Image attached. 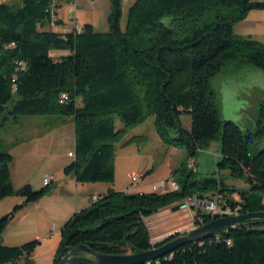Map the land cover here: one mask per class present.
<instances>
[{
  "label": "trees",
  "instance_id": "16d2710c",
  "mask_svg": "<svg viewBox=\"0 0 264 264\" xmlns=\"http://www.w3.org/2000/svg\"><path fill=\"white\" fill-rule=\"evenodd\" d=\"M15 1L0 3V126L18 116L70 118L74 157L63 173L79 184H112L115 145L127 128L152 117L162 142L185 149L188 159L219 137L216 176L225 171L247 186L236 190L214 176L195 180L189 171L174 192L110 189L65 221L53 264L64 248L82 245L105 256L145 252L151 247L145 219L209 193H217L223 208L239 214L264 212V148L251 151L264 137V101L255 130L246 132L220 117L210 84L228 65L264 73V43L234 33L248 13L264 11V2L135 0L122 29V0H108V31L98 33L89 24L80 31L49 30L63 26L54 0ZM53 50L68 54L55 60L49 55ZM62 94L68 100L60 104ZM183 116L190 117L189 130ZM115 118L123 128L115 129ZM12 162L0 141V202L23 199L0 218V264H34L39 240L7 247L1 236L19 210L50 193L52 183L37 191L29 184L15 189ZM235 193L239 200L231 198ZM213 219L198 210L194 223ZM149 264H264V220L226 228Z\"/></svg>",
  "mask_w": 264,
  "mask_h": 264
},
{
  "label": "rangeland",
  "instance_id": "374dc122",
  "mask_svg": "<svg viewBox=\"0 0 264 264\" xmlns=\"http://www.w3.org/2000/svg\"><path fill=\"white\" fill-rule=\"evenodd\" d=\"M67 0V27L73 28L74 25L89 24L95 32L106 33L108 31L107 16L109 13L108 0ZM133 0H123L122 2V19L121 28L124 29L127 20V12L132 5ZM253 2H264V0H251ZM15 0H6V3H14ZM73 7V8H72ZM76 7V8H75ZM264 11H256L261 16H254L247 20V23H239L234 27V33H241L242 25H252L258 32H264ZM75 14V17L73 15ZM251 14V12H250ZM249 14V15H250ZM75 23L73 22V19ZM71 18V19H70ZM76 18V19H75ZM163 22L167 24L168 19ZM74 23V24H73ZM79 27V26H78ZM59 31V27L49 28V30ZM258 39L264 41V36H258ZM246 67H236L228 65L224 67L220 73L210 80L212 90L216 95V101L223 120L230 121L238 125L242 130L252 132L255 130V124L260 114V104L264 101V78L256 75H245L242 82L235 83L232 78L237 73H241L235 77L244 75ZM252 68V67H251ZM241 75V76H240ZM255 84V85H251ZM258 88V89H254ZM261 96V98H260ZM56 116V115H55ZM59 116H56V118ZM53 116H18L16 119L9 118L4 121V125L0 128V141L2 150H6L7 144L18 140L21 142L26 135L30 134L33 128L42 130V125H30V120H51L46 125V129L53 126L56 122ZM29 120V121H28ZM184 129L191 128V120L189 116L181 118ZM115 129L123 128L120 121L115 118ZM56 127V126H55ZM172 136L174 134L172 133ZM18 142V143H19ZM264 148V137L257 142L251 149L252 152L259 151ZM73 149V142L64 141V144H54L51 147V154L45 160H36L33 164L34 169L29 171L25 184H29L34 191L42 188V178L45 175L53 174L56 182L58 177L61 178L62 173L58 172L59 167L66 165L70 161L66 152ZM21 149L19 147L18 152ZM16 158V157H15ZM221 158L219 137L212 141L209 146L198 152L192 159H188L186 151L183 148L165 145L153 127L152 117H148L143 123L131 128H127L123 138L115 145V153L113 159L114 181L112 184H106L107 188L115 191L124 192L130 188V177L137 176L140 185L144 187V191H150L151 185L160 183L163 180L173 179L176 183L181 182L189 171L194 173L193 179L199 180L205 177H219L228 187L236 190L245 191L247 186L243 181L229 177L225 171H220L216 176L215 163ZM15 162V161H14ZM13 163V162H12ZM63 163V164H62ZM13 164L10 168L12 169ZM11 171V170H10ZM56 182L51 184V191L56 186ZM15 183H19L15 181ZM58 184V182H57ZM17 185V184H15ZM22 185V186H23ZM82 186L76 191L71 187L67 188L65 193H59L53 196H45L37 203L22 208L9 222L1 236V244L7 247H18L27 242L38 240L37 237L48 239L47 244L42 246L33 253L32 260L34 264H51L52 245L55 243L54 232L52 229L51 214L55 211L51 210L49 215L46 212L48 208H52V204L60 203L65 208L72 209L70 213H74L76 204L77 209H81L80 202L83 205L88 203L90 194L92 193L91 184H79ZM66 187V186H65ZM50 191V192H51ZM105 191V190H104ZM20 197H12V200ZM233 200H239L238 193L232 197ZM22 199V198H21ZM261 203L264 204V195H261ZM16 203H0V218L9 213ZM175 204L164 210L159 211L155 215L145 219L146 225L150 230L151 238L161 241L172 234L184 235L194 224L193 212L195 207L191 206L188 200L184 201V207L172 210ZM48 229V230H47ZM39 235V236H38ZM40 239V238H39ZM42 242L41 240H39Z\"/></svg>",
  "mask_w": 264,
  "mask_h": 264
},
{
  "label": "crops",
  "instance_id": "0c3cea01",
  "mask_svg": "<svg viewBox=\"0 0 264 264\" xmlns=\"http://www.w3.org/2000/svg\"><path fill=\"white\" fill-rule=\"evenodd\" d=\"M54 1H55L56 6H57V10H56L57 18L63 22L62 28L56 32H62L63 30L64 31L72 30L74 27L68 28L67 22H66V17H67V8H66L67 3L66 2H67V0H54ZM85 1H88V0H85ZM134 1L135 0H133L131 4H133ZM79 2L81 4H83L82 0L78 1V4L80 5ZM122 2H123V0H122ZM249 14L250 13H248V15H247V20L250 19L251 17H254V16L255 17L261 16V14L256 13V11H251V14L250 15ZM73 15L75 17L74 13H73ZM72 19H73V22L75 23L74 18H72ZM243 22H241V23H243ZM244 23H247V21ZM78 26L81 27L82 25H78ZM241 27H242L241 33H238V35L256 40V41L261 42V43H264V41H261L258 39V36H264V32L256 31L252 27L251 24L250 25H242ZM67 54H68V52H66V51H55V50L50 51V53H49L50 57H52L55 60L59 59L62 56H66ZM245 69L246 70L244 71L243 76L240 75L241 77L237 78L235 76H238L239 74H241V73H237V75H235L234 77L227 78L226 80H228V81L232 80L235 83L239 84V82L243 81V78L245 75H248V76L256 75V76H262V78H264V73L254 69V68L246 67ZM251 85H255V84H251ZM254 89H258V88H254ZM260 98H261V96H260ZM52 116L54 117V119H52V118H50V119L55 120L56 122L53 124V126L49 127V129H46L45 127L49 123V121L51 122V120H38V121L37 120H34V121L28 120L29 121L28 123H30V125H33V126L42 125L43 129L42 130H39V129L36 130L35 128H33L31 133L26 135L25 138H23L21 140V142H19L18 140H15L14 142L7 144V146H6L7 152L13 158V163H12L13 167H12V169L10 168V170H11L10 172H11V177H12V184H13V187L15 189L20 188L25 183V180L28 177L29 171L34 169L33 164L35 163L36 160H39V161L43 160L44 161L45 158H48V156H49L48 154H51V152H52L51 147L54 144L55 145L56 144H59V145L64 144V141L73 142V149L66 152V155L68 158H70V161L67 162L66 165H62L61 167H59L58 172H61L62 175H61V178L58 177V180H57L58 184L56 182L55 176L53 174H49V175L54 176V181L52 183L56 182V186L53 188V190L49 193L48 196H53V195L57 196V194H59L60 192L65 193L68 191L67 188H69V187L70 188L72 187L74 189V191H76V193H77V190L79 189V187L80 188L82 187V186H78L79 183H76L74 177H72L71 175H65L63 173L64 167L67 166L73 160V157H74L73 156V153H74V126H73V122L70 118H60V117L56 118L55 115H52ZM3 125L4 124H2L0 126V128H2ZM19 147L21 149L20 152H18ZM15 181H17L19 183H15ZM15 184H17V185H15ZM91 185H92L91 187H95V188H92V193L90 194V199H88V203L86 205H83V203L80 202V204L82 206V207H80L81 209H77L78 205L76 204V207H75L76 211L75 212L80 211V210L88 207L91 203L92 197L104 195L110 189L115 191L112 188L106 189V186H103V185H106L104 183H95V184H91ZM117 192H119V191H117ZM124 192H127V189ZM143 192L148 193L150 191H144V188H143ZM22 201H23V199H21V198H15V200H12V197H8V198H5L4 200H2L0 203H5V202L13 203L14 202V203H16V205H19L22 203ZM39 201L32 203V204H29V205L25 206L24 208H26L30 205H33V204H37ZM51 207L52 208H48V210L46 212L49 215L51 210L55 211L54 214L50 215V217H52L53 222L51 223L52 229L49 230L50 233L54 232L53 234L55 236V243H54V245H52V252L50 255L51 264H53V260H54L59 242H60V237H61L60 234H61L62 226L65 223V221H67L75 212L70 213L72 209H69L66 207L64 208L63 205H61L60 203L57 204L54 202ZM195 212H196V210L193 212V214H195ZM37 238H38V240H41L42 242H40V245L35 249L34 253L37 251V249L39 247L42 246V243L47 244V241H48V239H46V238L44 239L43 237L42 238L37 237ZM32 257H33V254H32Z\"/></svg>",
  "mask_w": 264,
  "mask_h": 264
},
{
  "label": "water",
  "instance_id": "95a60500",
  "mask_svg": "<svg viewBox=\"0 0 264 264\" xmlns=\"http://www.w3.org/2000/svg\"><path fill=\"white\" fill-rule=\"evenodd\" d=\"M183 207L184 203L182 202L173 207L172 210L181 209ZM213 217L214 219L212 221L193 228L184 235L178 236L172 234L166 239L156 242L155 244L151 245V249L142 253L121 256H105L96 253L88 246L82 245L64 248L57 258V264H149L150 262H154L163 258L185 244L195 243L211 238L217 232L226 228L242 226L246 221L249 220H264V212L240 214L237 216L216 215ZM151 239L155 238L152 237ZM76 251L83 252L85 255L73 256L72 252Z\"/></svg>",
  "mask_w": 264,
  "mask_h": 264
},
{
  "label": "built area",
  "instance_id": "2783aa9c",
  "mask_svg": "<svg viewBox=\"0 0 264 264\" xmlns=\"http://www.w3.org/2000/svg\"><path fill=\"white\" fill-rule=\"evenodd\" d=\"M5 2H6V0H0V3H5ZM74 29L77 31H80V27H78L76 25H74ZM18 66H19V69H23V66L21 63H18ZM14 89H15V87H13V90ZM67 100H68V96L66 94H62L59 98V103L63 104ZM53 181H54L53 175H46L42 179V186L43 187L48 186ZM143 188L144 187L140 185V180L137 176H131L130 177V188L127 189V193H141V192H143ZM177 190H178V184L173 179L163 180L160 183L151 185V187H150V192L159 193V194H163V193H167V192H174ZM96 200H97L96 196L91 198V202H94ZM188 201L191 203V206L196 208V212L193 215L194 218H195L198 210L202 211L205 214H209L211 216H216V215H218V216H224V215L225 216H237V215H240L237 210H232L228 207L223 208L220 205L219 196L215 192L204 195L203 198H193V199H188ZM199 222H200L199 225H195V224H194V226L192 225L190 230L193 228L199 227L200 225L203 224L201 222V220ZM156 242H160V241H157V239H151L150 246L155 244ZM151 248H152V246L150 247V249Z\"/></svg>",
  "mask_w": 264,
  "mask_h": 264
}]
</instances>
